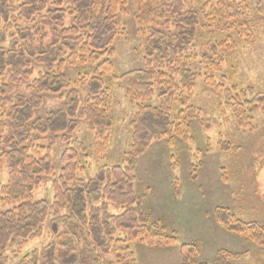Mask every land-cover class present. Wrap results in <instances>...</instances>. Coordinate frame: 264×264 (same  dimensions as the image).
<instances>
[{"label": "trees", "instance_id": "16d2710c", "mask_svg": "<svg viewBox=\"0 0 264 264\" xmlns=\"http://www.w3.org/2000/svg\"><path fill=\"white\" fill-rule=\"evenodd\" d=\"M206 3L207 13L188 9L186 0H0V171L8 168L7 184H0V264H9V251L16 259L29 242L40 239L47 220L56 240L47 247V264H64L67 258L70 264H134L128 243H176L175 235L145 212L144 196L134 192L132 170L137 156L153 142L172 147L176 137L189 138V121L199 112L190 105L199 74L189 68L188 57L196 46L200 14L218 33L246 37L245 16L232 2ZM128 6L143 12L151 24L147 56L141 69L116 77L113 44L123 34L117 17L125 16ZM256 11L264 18V0H257ZM224 43L231 44L232 37L227 35ZM76 68L86 70L72 84L67 71ZM218 68L211 61L204 75L205 85L216 92L224 88L213 76ZM112 81L119 82L136 107L129 123L128 164L100 167L95 178L83 181L77 178L85 171L83 160L108 149ZM245 92L250 89L239 94L234 87L225 90L224 107L241 129L252 132L248 112L264 111V92L243 102ZM47 95L59 97L62 107L35 118ZM155 95L157 107L143 104ZM80 120L94 132L92 149L72 137ZM58 142L64 149L57 175L50 153ZM231 148L223 146L224 151ZM47 178L52 180V203L34 201L33 192ZM109 204L123 213L108 214ZM214 220L226 232L264 248V226L259 223L240 221L223 208L215 209ZM61 226L74 235L85 232L92 251H68L71 245L63 243ZM180 251L181 264H194L199 246L182 245ZM235 256L219 251L212 264H228L227 258ZM41 259L35 250L17 264H40Z\"/></svg>", "mask_w": 264, "mask_h": 264}, {"label": "rangeland", "instance_id": "374dc122", "mask_svg": "<svg viewBox=\"0 0 264 264\" xmlns=\"http://www.w3.org/2000/svg\"><path fill=\"white\" fill-rule=\"evenodd\" d=\"M208 0H186V7L196 12L207 13ZM233 8L244 14L247 31L243 38L233 33L220 34L202 19L197 29L196 46L188 57L189 68L199 74L193 81L190 105L199 110L189 121V138L176 137L168 147L164 141L153 142L150 148L137 156L132 170L135 178L134 192L144 196L142 206L152 221L159 223L168 234H174L176 243L169 247H148L139 242L128 243L133 253L134 264H181L182 245L196 244L199 253L193 257L194 264H212L219 251L235 254L228 257V264H264V248L244 241L238 235L226 232L214 220L216 208L226 209L243 222H256L264 226V111L248 112L252 132L241 129L234 121L226 102L225 90L233 87L241 100L251 101L264 92V18L257 14V0H229ZM227 3V2H226ZM145 12V11H144ZM117 24L123 32L113 44V76L119 77L143 67L147 56V37L150 23L145 14L136 8L127 7L125 16L118 15ZM232 43L225 46L226 36ZM203 54V55H201ZM203 56L201 58V56ZM207 57L208 60L205 58ZM219 64L213 74L224 90L216 92L204 83V75L210 62ZM212 69V68H210ZM86 68L67 71L70 83L78 82ZM111 78V75L105 79ZM76 84V83H74ZM82 89V87L80 88ZM106 128L109 136L108 149L99 157L83 160L85 171L77 178L88 181L95 178L100 167L126 166V154L130 151L132 121L136 107L125 96L118 81L111 83V101ZM144 105L157 107L156 95L144 101ZM62 107L59 97L45 96L35 118H42ZM72 137L82 141L88 149L94 144V132L88 123L80 120ZM225 144L232 147L223 150ZM64 145L58 142L51 150V161L58 175L60 155ZM224 178V180H223ZM8 181V168L0 171V184ZM34 201L52 203L54 191L51 179H44L32 194ZM124 209L109 204L107 212L117 216ZM42 237L33 240L13 258L8 252L9 264H17L25 254L35 250L40 253V264H47V247L56 240L47 220L42 226ZM79 230V229H78ZM65 233L63 243L70 244L67 250L92 251L85 232L72 234L68 227L61 226ZM75 232V230H74ZM61 247H60V249ZM95 256L99 255L95 250ZM67 258L64 264H70Z\"/></svg>", "mask_w": 264, "mask_h": 264}]
</instances>
